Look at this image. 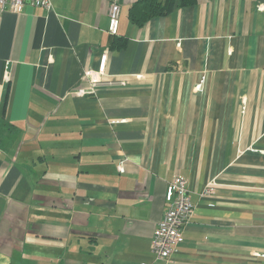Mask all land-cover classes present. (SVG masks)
Segmentation results:
<instances>
[{
	"label": "crops",
	"instance_id": "obj_1",
	"mask_svg": "<svg viewBox=\"0 0 264 264\" xmlns=\"http://www.w3.org/2000/svg\"><path fill=\"white\" fill-rule=\"evenodd\" d=\"M135 2L0 12V264H264V0H196L142 27ZM104 53L127 86L69 94ZM177 175L194 215L164 261L151 240Z\"/></svg>",
	"mask_w": 264,
	"mask_h": 264
},
{
	"label": "built area",
	"instance_id": "obj_2",
	"mask_svg": "<svg viewBox=\"0 0 264 264\" xmlns=\"http://www.w3.org/2000/svg\"><path fill=\"white\" fill-rule=\"evenodd\" d=\"M28 3L32 7L42 8L47 11L53 9V0H0V12L5 9L13 12H20L23 6ZM259 12H264V7H257ZM120 6L113 1L108 7V34L116 36L119 26ZM179 47V44H177ZM107 53H104L99 62L97 70L85 69L83 78L87 82V88L70 91L69 94L83 97L85 95L95 96L100 87L127 86V80L110 77L106 73ZM140 78V75L137 76ZM3 80H10L9 64L5 65ZM204 80L202 79L196 86L195 91L200 92L203 88ZM244 102V101H243ZM244 109V108H243ZM118 121L111 120L110 124ZM125 158L121 159L117 165V171L120 174L125 172ZM214 182H208L201 193V197H211L214 195ZM165 212L162 219L158 222L151 240V249L156 259L167 261L180 242L182 230L194 215V205L192 204L187 181L182 176H175L167 185L165 192ZM255 257L264 258V254L254 253ZM145 264V263H142Z\"/></svg>",
	"mask_w": 264,
	"mask_h": 264
},
{
	"label": "trees",
	"instance_id": "obj_3",
	"mask_svg": "<svg viewBox=\"0 0 264 264\" xmlns=\"http://www.w3.org/2000/svg\"><path fill=\"white\" fill-rule=\"evenodd\" d=\"M195 3L196 0H137L128 10V18L135 26L142 27L152 18L164 16L176 8H184ZM119 40L113 41L112 48L117 47Z\"/></svg>",
	"mask_w": 264,
	"mask_h": 264
}]
</instances>
